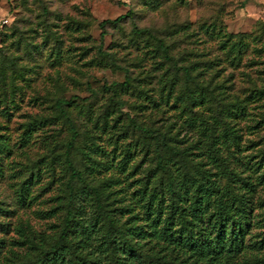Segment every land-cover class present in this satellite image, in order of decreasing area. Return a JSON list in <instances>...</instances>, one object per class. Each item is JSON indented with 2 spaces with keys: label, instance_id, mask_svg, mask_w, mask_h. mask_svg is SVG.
<instances>
[{
  "label": "rangeland",
  "instance_id": "obj_1",
  "mask_svg": "<svg viewBox=\"0 0 264 264\" xmlns=\"http://www.w3.org/2000/svg\"><path fill=\"white\" fill-rule=\"evenodd\" d=\"M127 74L131 86L114 96L107 87ZM133 121L217 172L214 135L228 171L217 189L239 187L243 236L264 239V0H0V264L35 263L56 241L70 177L62 155L74 135L80 204L90 211L85 180L121 223L151 231L140 198L167 197V175L155 169V140ZM204 185L192 194L199 208L209 205Z\"/></svg>",
  "mask_w": 264,
  "mask_h": 264
},
{
  "label": "trees",
  "instance_id": "obj_2",
  "mask_svg": "<svg viewBox=\"0 0 264 264\" xmlns=\"http://www.w3.org/2000/svg\"><path fill=\"white\" fill-rule=\"evenodd\" d=\"M119 20L105 21V24ZM105 36L106 30H103L102 43ZM150 37L157 43L158 52L166 61H171L163 39L152 34ZM184 73L188 82L195 83L189 67L184 68ZM131 84L132 79L127 74L125 82H114L107 88L115 96L117 86L125 88ZM65 103L58 100L56 105L62 108ZM113 103L117 102L113 100ZM118 104L124 103L119 101ZM133 127L147 139L155 140V169L167 175V197L157 200L145 195L140 198L144 201L140 213L144 221H149L151 231L147 234L144 227L132 219L121 223L115 212L107 209L100 186L85 180L81 182L91 198L90 211L80 204L82 195L75 187L76 181L81 180L80 171L71 158L74 135L62 155L70 174L63 225L53 244L35 248L40 249V255L32 264H264V239L255 240L251 234V239L246 241L243 236L245 196L240 194L239 187L236 192L231 191L229 185L217 189L215 178L228 177L225 161L219 156L220 149L215 146L217 138L211 134L208 159L218 170L213 172L201 165H192L194 158L188 148L179 149L159 139L155 129L136 121ZM167 157L174 161L176 177L170 173ZM204 183L208 186L209 205L199 208V197L192 199V194L198 193ZM212 188L217 189L216 194L211 192ZM134 230H144L135 242L130 236Z\"/></svg>",
  "mask_w": 264,
  "mask_h": 264
}]
</instances>
